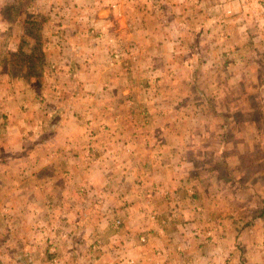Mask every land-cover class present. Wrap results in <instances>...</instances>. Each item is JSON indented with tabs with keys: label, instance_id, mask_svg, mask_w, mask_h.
Segmentation results:
<instances>
[{
	"label": "crops",
	"instance_id": "crops-1",
	"mask_svg": "<svg viewBox=\"0 0 264 264\" xmlns=\"http://www.w3.org/2000/svg\"><path fill=\"white\" fill-rule=\"evenodd\" d=\"M143 1L0 0V34L5 31L8 36L7 57L18 49L53 53L52 58L59 54L51 66L55 72L58 67L67 69L63 82L74 99L72 110H59L66 116L52 125L50 136L42 129L13 128L11 114L22 110H3L10 117L5 118L9 140L4 148L13 151L11 156L15 151L24 155L16 175L21 185L5 181L0 185L2 197L20 194V199L0 207L5 213H0L4 229L0 264H264V206L259 211L263 214L245 224L244 214L252 207L250 194L246 192L238 203L231 196L234 190L217 179V166H210L202 154L207 142L199 138L200 111L185 109L187 94L181 92L174 74L177 63L171 59L177 45L184 49L182 42L174 41L179 32L168 27L148 37L152 29L133 27L134 9H143ZM162 2L193 4L196 13L204 11L203 16L215 19L217 28L225 19L231 22L241 4V0ZM165 11L164 17L173 22L182 16H177L180 12L174 16L170 7ZM248 21L237 19L234 25L251 43L254 31L247 28ZM30 34L41 42L35 44ZM112 48L122 50L113 63ZM59 77L46 75L47 84ZM258 107L264 110V100ZM43 111L26 110L20 116L24 120ZM236 111L228 106L213 113L228 116L234 124ZM239 111L247 118L246 110ZM24 124L37 127V122ZM48 125V119L40 124ZM13 131L25 139L12 137ZM230 154H223L227 165L235 161ZM215 184L229 190L220 194ZM212 210L215 215L209 214ZM84 216L87 219L81 220ZM97 239L99 249L88 248Z\"/></svg>",
	"mask_w": 264,
	"mask_h": 264
},
{
	"label": "rangeland",
	"instance_id": "rangeland-1",
	"mask_svg": "<svg viewBox=\"0 0 264 264\" xmlns=\"http://www.w3.org/2000/svg\"><path fill=\"white\" fill-rule=\"evenodd\" d=\"M113 1L114 4L118 2V0ZM143 2V9L141 6L134 9L133 27L138 25L152 29L154 33L148 37L161 34L162 30L168 31V27L179 32L176 34L178 39L174 41L177 44L182 42L184 49L177 45L178 49L174 51L175 55H171V59L177 63L174 74L178 77L181 92L187 94L184 102H188V107L185 109L200 111L197 114L202 123V131L198 132L199 138L207 142L203 146L202 154L209 160L210 166H217L220 173L217 177L219 182L225 181L230 190H234L231 191L234 193H231V196L237 197L238 203L242 202L246 192L250 194L249 204L252 207L247 215L244 214L246 217L242 219V221L246 220V224L264 206V110H261L262 107H258L260 99L264 100V83L260 84V75L264 74V69L261 68L264 63V0H241V4L237 5L234 12L232 11L237 16L231 22L230 19H225L224 25L220 28L215 25V19L209 20L206 15H202L204 11L196 13L193 10V4L187 3L186 7L183 5L179 7V4L172 6V2H170V6L163 4L162 0H144ZM206 3L211 5L209 2ZM135 5L139 6L140 4ZM169 7L174 16L179 12L177 16L182 15L177 17L175 22L168 20L169 18H165L162 14ZM145 10L153 11L145 13L143 17L141 14ZM138 15L141 17H137ZM246 18L249 20L246 24L247 28L254 31L251 33L253 36V39H250L251 43L245 41L243 29L239 31V27L234 25L235 20L239 19L240 23H245ZM251 24L256 29H252ZM162 26L165 28H161ZM241 26L244 27L243 24ZM202 28L205 32L202 31ZM185 31H187L186 34ZM7 37L5 31L0 34V80H7L0 81V84L3 83L0 88L2 90L0 92V185H3V181H5L7 184L11 183L12 186L19 187L21 184H19L20 181L16 175L21 170L22 166L19 160L24 154L15 151L16 155L11 156L13 151H7L4 148V143L9 140L7 130L9 124L5 123V118L10 119V117L3 110H22V112L14 111L11 114L13 119L15 118L11 123L13 128L23 127L24 131L42 129L50 136L54 130L52 125L63 121L66 116V111L61 113L59 110H72L74 99L69 97L68 84L63 82V79L69 76L67 69L58 67L55 72L56 67L52 68L51 66L57 61L56 58L59 54L55 53V58H52L53 53L49 54L36 49H18L15 54L7 57L9 55V50L6 47L9 43ZM33 37L36 38L35 44L41 42L40 38L37 40L35 34H30V40ZM139 37L143 38L142 34ZM42 40H44L43 37ZM156 40L162 42L157 37ZM207 40H210V44H205ZM24 42L27 43V40L25 39ZM24 42L23 46H25ZM111 51V56L116 59L111 60V63L118 61L122 50L119 49L117 52L112 48ZM116 52L117 54H114ZM190 60L193 63H190ZM7 61L8 64H4ZM108 64L110 65V60ZM108 68L110 69V67ZM6 75L10 77L9 80ZM46 75L49 77L59 75L60 77L48 85L47 82H50L48 81L50 79H47ZM51 78L56 80V78ZM167 78L168 76L165 74L162 81L166 82ZM233 80H235V85ZM239 80L241 83L238 82ZM34 105L36 107H33ZM228 106L231 110H237L234 124L228 116L224 117L213 113V110H225ZM26 110L44 111L34 113L23 120L20 113H25ZM142 110H145L144 114L148 116V105H144ZM202 110L205 111L202 112ZM239 110H246L247 118H244L245 111L242 113ZM201 114L204 116L202 117ZM210 114H214L215 117L210 118ZM44 119H48L47 127L40 126ZM219 119H223L221 126H217ZM26 122L32 124L37 122V127H28L24 124ZM140 126H143V122L140 123ZM91 135L89 134V136ZM17 136L25 139V136L17 135L16 131H13L12 137ZM227 140L228 142L225 143L224 141ZM224 145L226 148H223ZM223 149H225L224 153L221 152ZM215 151L218 153L215 154ZM90 153L95 154L94 151ZM227 153H231L230 156L235 160L228 162V165L223 158V154L226 156ZM216 158H219L220 161L215 162ZM212 179L215 181V178ZM204 180L210 181L209 176H205ZM223 186L215 184V191H220V194L225 192L223 189L227 187ZM7 197L0 195L1 209L16 197L20 199V194ZM259 197H263L260 205L258 204ZM5 209L7 210V208ZM0 213L5 216L3 210H0ZM215 213L212 210L209 214L215 215ZM86 219L87 216H84L81 220ZM115 221V226H118ZM0 228H2L0 233L3 234V226L1 225ZM51 245L50 243L49 247ZM88 248L93 251L98 250V239L94 242L92 240Z\"/></svg>",
	"mask_w": 264,
	"mask_h": 264
},
{
	"label": "trees",
	"instance_id": "trees-1",
	"mask_svg": "<svg viewBox=\"0 0 264 264\" xmlns=\"http://www.w3.org/2000/svg\"><path fill=\"white\" fill-rule=\"evenodd\" d=\"M262 82L264 81V74H263V78H261ZM264 210V209H263ZM262 210V211H263ZM260 215L263 214V212L259 213Z\"/></svg>",
	"mask_w": 264,
	"mask_h": 264
},
{
	"label": "built area",
	"instance_id": "built-area-1",
	"mask_svg": "<svg viewBox=\"0 0 264 264\" xmlns=\"http://www.w3.org/2000/svg\"><path fill=\"white\" fill-rule=\"evenodd\" d=\"M115 222H116L117 224H119L120 220H116Z\"/></svg>",
	"mask_w": 264,
	"mask_h": 264
}]
</instances>
